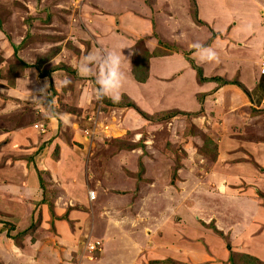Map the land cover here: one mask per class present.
<instances>
[{
  "label": "rangeland",
  "instance_id": "1",
  "mask_svg": "<svg viewBox=\"0 0 264 264\" xmlns=\"http://www.w3.org/2000/svg\"><path fill=\"white\" fill-rule=\"evenodd\" d=\"M255 1L252 3L250 0H205L204 7L209 9L206 13L211 17L227 11L245 13L249 20H253L258 16ZM155 2L153 10L156 17L154 16L155 20H151L155 24V29L151 38L156 39L160 47L166 49L165 51L174 49L175 44H179L177 41L180 39H177L176 32H179L180 26H185V32L188 33L186 27L188 18L208 27L197 16L195 0ZM81 4L83 5V0H0V135L18 128L35 127L45 123L44 120L51 116L59 117L62 112L71 113L79 118L78 134L83 140L82 145H86L87 148L83 155L89 160L88 175L84 174L82 162L77 166L81 167L78 169V172L81 171V194H86L88 200L86 204L79 203L74 193L72 197L76 198V201L70 203L72 209L68 207L66 210L71 209L85 214L86 223L89 224L79 236L81 245L76 258L78 263L96 258L95 262L85 261V264L134 262L136 252H133L125 236L130 235L136 227H139L138 230L142 229L139 233L143 232L145 239L152 235L149 237L151 244L153 240L158 242L170 239L172 236L170 238L165 236L168 231H173L184 241L181 245L190 244L189 246L196 249L197 254L204 252L209 245L215 250H218L219 246L224 249L222 253L226 252L223 264H230L231 252L238 255L234 256L237 264H244L240 258L241 254L253 256L264 262V164L255 162L257 153L261 152L258 145L264 144V116L250 118L248 121L246 117L240 131H234L227 139L221 138L223 133L219 130L220 123H216L213 107L209 108L211 113L209 109L205 112L202 110L201 94L196 96L198 109L191 112H182L174 108L153 112L151 100H146L151 110L142 111L138 104L141 100L136 105L126 94L115 100L108 97L97 98L94 93V77L91 75L85 80L91 85L87 90L91 93L89 101H92L90 102L92 106L84 112L77 109L74 96H69L71 100H66L67 93L78 94L76 88L81 85V79H78L74 68L76 64L71 60L77 61L80 56L90 51L92 43L90 33L85 30L87 16H82L83 21H80ZM90 9L95 11L96 15L99 14V17L106 14L89 8V15ZM247 27L255 29L257 23L250 21ZM156 31L161 36L164 34V37L160 38ZM201 31L186 34L184 42L180 40L179 45L186 46L188 39L193 43H198L199 39L203 40L205 30ZM119 37H122L124 42L131 39L126 35ZM143 39L145 37L134 38L133 44L130 43L131 53L127 48L122 49L119 44L115 46L112 44L114 47L112 51L121 53L122 71L124 63L125 66H130L129 71L136 83L138 81L135 77H142L145 74L144 66L146 70L148 69V60L163 52L155 43L152 48L146 47ZM172 43H175L174 46ZM13 46L17 47L15 54L14 51H10L8 58H5L4 55ZM101 49L107 51L105 48ZM184 59L188 62L187 58ZM140 65L144 69L139 68ZM222 68L219 66L216 72L219 73ZM251 68L253 71L254 64ZM156 69L155 64L154 71ZM227 69L229 70L228 67ZM54 71L58 73L52 74ZM206 71L215 75L212 67H206ZM194 75L198 80L196 72ZM223 77L222 74L219 80ZM54 78L60 85L57 88L59 93L52 86ZM227 78L239 80L237 77L229 78V75ZM66 79H71V83L65 84ZM249 79L242 81L247 84L250 82ZM219 80L214 82H220ZM23 81H26V84H23ZM44 82L45 85L42 86ZM127 85L122 82L120 90L131 94L138 91L136 95L146 99L157 98L158 94L159 101L164 102L163 94L158 93L156 85L153 86V90L150 89L153 91L151 94L149 90L143 94L140 89L135 90ZM171 87L166 86L163 92L172 93V89H169ZM258 90L260 89H255L251 93L252 96L249 95L253 102L261 95ZM127 102H133L136 108L109 106L111 103ZM256 106V104L253 106L250 115H263L264 104L259 111H256ZM125 109L133 111L143 123L139 125L132 123L134 127L125 125V120L129 118ZM139 110L146 116L140 115ZM170 112L179 114L166 119ZM160 117L165 119L158 120ZM200 117H203V120L201 124H197ZM171 121L172 125H165ZM39 129L43 131V128ZM71 134L72 131L58 133L57 136L63 143L50 149L53 157L60 156L61 149L65 151L69 148L72 143ZM45 143H41L40 150L45 147ZM75 146L82 151L81 145L77 143ZM239 154L246 155L240 158L251 167L245 169V173L240 168L242 166L237 163L239 160L235 158ZM64 156L65 153L62 154V157ZM2 167L3 160L0 161V169ZM74 168L73 166L72 169ZM46 183L42 181L41 184ZM55 193L47 192L48 197L43 193L48 203V212L52 209L49 197L54 198ZM157 205L159 207L155 208ZM103 211H107L112 219L123 221L124 227L121 228L123 231L113 223H108L105 235H102L103 231L99 228L96 229L99 232L96 234L94 226L101 221L100 218L98 221L97 216L101 217ZM39 218V214L32 215L33 221L38 222ZM219 231L222 234H219ZM98 235L108 238L109 244L106 247L112 250L119 245L120 253L112 254L110 257L107 252L99 254L102 244ZM92 244L96 245V250L90 251L88 247ZM164 245L166 247L165 243ZM104 246L103 244V249L106 248ZM162 249L166 250L163 247ZM166 254L169 256L168 252ZM177 254L178 252L174 256V262L185 263L183 259L177 258L179 257ZM102 256L104 257L101 259ZM215 257H222V254L216 253ZM164 258L172 259L171 256ZM195 264L204 262L199 261Z\"/></svg>",
  "mask_w": 264,
  "mask_h": 264
},
{
  "label": "crops",
  "instance_id": "2",
  "mask_svg": "<svg viewBox=\"0 0 264 264\" xmlns=\"http://www.w3.org/2000/svg\"><path fill=\"white\" fill-rule=\"evenodd\" d=\"M254 1L250 0L252 3ZM202 2H204L203 5H200ZM195 3L199 20L208 27L203 26L202 23H195L189 18L186 21V27L189 30L188 33L205 30V38L203 40L199 39L198 43L215 51L216 58L213 60L201 59V54L193 47L194 43L191 39H188L186 46L181 47L179 45L180 40H183L188 34L185 32V26L179 25V32H176L177 39H180L177 41L179 44L172 43L173 46L174 44L176 46L174 49L178 51L174 49L165 51L166 49L161 48L156 39L151 38L155 29V24L151 21L155 20L156 17L153 10L156 4L155 0H83V5H80L79 16L81 22L83 21L82 16H87L85 30L91 35L90 50L94 48L101 49L102 47L107 51H112L113 45L119 44L122 49L127 48L131 53L130 48L134 38L145 37L142 41L146 47H151L155 43L163 51L161 55L152 56L148 60V72L143 83L134 81L129 71L130 66H125V63L124 70L122 71L121 68V71L125 76L122 82L135 90L140 89L141 93L149 90L151 94L153 86L156 85L158 93L163 94L162 99L164 102L159 101L158 94H156L157 98L154 99L140 98L136 95L138 91L131 94L125 92V90H119V98L122 94H126L136 105L141 100V103L138 104L143 109L142 111L144 109L151 110L149 105L146 104V100H151L153 112L164 108L191 112L198 109L196 96L201 94L202 110L205 112L213 107L212 111L215 114L216 123H220L219 130L223 133L221 138L225 137L227 139L234 131L241 130L240 126L244 122L243 120H246V117L248 121L250 118L255 119L264 116V112H262L263 115H250L255 104L257 105L256 111L261 110L264 104V91L258 87L262 77L259 71L262 62H264V0L255 1V11H257L258 16L253 20H249L245 13H227V11H222V14L211 17L206 13V10L209 9L204 7L205 0H195ZM89 8L97 9L100 13L105 12L106 14L99 17V14L96 15L95 11L90 9L91 13L89 15ZM30 14L33 15L31 12ZM12 17L14 18V13ZM250 21L257 23L255 29L247 27ZM175 27H178V25H175ZM156 33L160 38L164 37V34L161 36L158 31ZM121 35L131 37L130 41L124 42V39L119 37ZM160 42L163 43V41ZM130 43L132 44L130 45ZM10 51H14V48L9 49V52L4 55L5 58H8ZM184 58L191 59L194 64L201 67L205 78H219L223 74L222 80L227 81L228 75L229 78L237 77L239 80L228 79V82H230L228 84H220V82L210 80L199 82L196 80V75H194V69ZM71 61L76 64V60ZM155 64L157 69L154 71ZM252 64H254L253 71ZM208 66L212 67L215 75L206 71ZM219 66L223 67V70H219L220 74L216 72ZM74 68H76V65ZM76 71L78 79H81V85L79 83L80 86L76 88L79 93H74V95L67 93L68 98L65 97L66 100H71L69 96H74L75 107L84 112L85 109L92 106L90 103L92 101H89L91 93L87 90L91 85L87 84L88 81L85 80L88 78V74L79 73L77 68ZM57 73L58 71L52 72V74ZM246 78H250V82L247 84L242 81ZM55 80L54 78L52 86L58 92L57 88L60 85ZM233 81L240 83L250 95L255 89H260L258 90L261 94L260 97L253 102L254 100L250 99L240 87L231 84ZM23 84H26V81H23ZM44 85L45 82L42 86ZM170 85H173V87ZM166 86L171 87L169 89H172V93L166 94V92H163V90H166ZM125 110L129 117L125 120V125L134 127L132 123L136 125L143 123L142 119L133 111ZM62 113L57 118L54 116L49 117L44 120L45 123L38 124L35 127L18 128L10 131V133L4 132L3 135H0V161L3 160V167L0 169V264H85V261H88L83 260L78 263L76 258L78 257L79 245H81L79 236L89 224L86 223L85 214L71 210L72 205H70V203L76 201V198L72 197L74 193L79 203L86 204L88 200L86 194H81V171H79L80 174L78 172L81 167L77 166L79 162H82L84 164V174L85 176L88 175L89 160L84 158L83 155L87 148H85L86 145H82L83 140L78 134L80 129L79 118L71 113ZM209 113H211L210 109ZM202 120L203 117H200L197 124H201ZM172 124L171 121L165 125ZM39 127L43 128V131ZM63 131H72V143L67 150H60V156L53 157L49 151L55 145L63 143L61 138L59 139L57 136L58 133H63ZM7 133L8 135H6ZM44 142H46L45 147L40 150L39 146ZM73 142L81 145L82 151H79ZM258 148L261 152L257 153L255 162L264 164V144L258 145ZM64 153L65 156L62 157ZM244 156L246 155L241 156L239 154L235 156L236 160H239L237 163L242 166L240 168L243 173H245V169L251 168L249 167L250 164L244 163L240 158ZM73 166L74 169H72ZM42 181L47 183L41 185ZM46 191L56 192L54 198L49 197L51 199L50 205H52L49 212L45 198V196L48 197ZM43 193H45V196H43ZM68 207L71 209L66 211ZM156 207H159V205ZM34 213L39 214L38 222L32 220ZM63 216H66V218ZM99 218L100 223L97 222L94 226L96 234L99 233L96 231L99 228L103 231L102 235H105L108 223H113L123 231L121 228L124 227L122 225L124 222L112 219L107 211H103L101 217L97 216L98 221ZM138 228L136 227L134 231L130 232V235L125 236L132 246L133 252H136L134 262L128 264H148V261L164 259V257L169 256L174 260L176 252L179 256L177 258L183 259L185 264H195L199 261H203L204 264H223L225 262L223 258L226 257V252L222 253L224 249L219 246H217L218 250H215L206 243L209 245L206 250L201 254H197L196 249L189 246L190 244L181 245L184 241H182L180 235L174 234L173 231H168L165 236L166 238L172 236L170 239L166 241L158 240V242L153 240L151 244L149 237L151 238L152 235H148L145 239L143 232L139 233L142 229L138 230ZM102 235H98L99 242L102 244L99 254L107 252L109 257L112 254L118 255L120 253L119 245H116L114 250L106 247L109 244L107 242L108 238ZM177 240L179 241L177 242ZM103 244L108 250L103 249ZM171 248L172 250H170ZM166 252L169 253V256ZM172 253H175V255ZM216 253L222 254V257H215ZM96 259L90 260L88 263L95 262ZM212 261L214 262L211 263Z\"/></svg>",
  "mask_w": 264,
  "mask_h": 264
},
{
  "label": "clouds",
  "instance_id": "3",
  "mask_svg": "<svg viewBox=\"0 0 264 264\" xmlns=\"http://www.w3.org/2000/svg\"><path fill=\"white\" fill-rule=\"evenodd\" d=\"M193 47L201 54L203 60H213L216 53L209 47L194 43ZM121 53L92 49L80 56L76 61V68L81 74H88L94 77V93L97 98L109 97L119 98V90L125 76L121 71ZM65 84L71 83L65 80Z\"/></svg>",
  "mask_w": 264,
  "mask_h": 264
},
{
  "label": "trees",
  "instance_id": "4",
  "mask_svg": "<svg viewBox=\"0 0 264 264\" xmlns=\"http://www.w3.org/2000/svg\"><path fill=\"white\" fill-rule=\"evenodd\" d=\"M194 18H196V12H194ZM197 23H199V21H196ZM141 41V40H140ZM160 44V43H159ZM14 48V54H15V52H16V48L17 47H13ZM157 56V55H156ZM188 60V62H189V64L191 65V67L195 70V72H196V74H197V77H198V81L199 82H205V81H207V80H210V81H217V80H219L220 78H216V77H213V78H205L204 76H203V74H202V69H201V67H199V66H197L196 64H194V62L191 60V59H187ZM138 63H136V65H137ZM145 67V69L140 65L139 66V68H142V69H144V72H145V74H143V76L142 77H139V76H136L135 78H136V80L138 81V82H140V83H143L144 81H145V79H146V66H144ZM138 71H141V69H138ZM135 72V71H134ZM261 75V74H260ZM44 76V75H43ZM262 77L260 78V82H259V86L258 87H260V88H262V91H264V75H261ZM220 81V83L221 84H228V83H230V82H228V81H226V80H219ZM231 84H235V85H237L238 87H240L248 96L250 95L248 92H247V90L240 84V83H238V82H236V81H233V82H231ZM109 106L110 107H121V108H126V107H129V108H136V106L134 105V103L133 102H127L126 104H122V103H111V104H109ZM138 113L140 114V115H142V116H146L144 113H142L140 110L138 111ZM177 114H179L178 112H170L169 113V115L168 116H166L165 118L166 119H169V118H171V117H174V115H177ZM150 118V117H149ZM152 118H154V115H153V117ZM165 118H163V117H160V119H158V120H162V119H165ZM253 164L254 165H257L256 163H254L253 162ZM42 185V184H41ZM214 228V230H216L215 229V227H213ZM216 232H218V231H216ZM219 234H222L220 231H219ZM234 256H238V255H235L234 253H230V256H229V263L230 264H237L236 262H235V260H234ZM240 256V255H239ZM240 258L244 261V264H264V262H262V261H260L258 258H255V257H253V256H250V255H246V254H241V256H240ZM148 264H185V263H182V262H179V263H176V262H174V260L173 259H159V260H151V261H148Z\"/></svg>",
  "mask_w": 264,
  "mask_h": 264
},
{
  "label": "built area",
  "instance_id": "5",
  "mask_svg": "<svg viewBox=\"0 0 264 264\" xmlns=\"http://www.w3.org/2000/svg\"><path fill=\"white\" fill-rule=\"evenodd\" d=\"M259 73H260L261 75H264V62H262V65H261V67H260V71H259ZM91 196H92V194H91ZM88 248H89L90 251L96 250V245H95V244H92V245H90Z\"/></svg>",
  "mask_w": 264,
  "mask_h": 264
}]
</instances>
